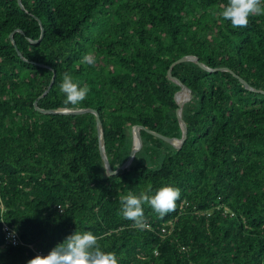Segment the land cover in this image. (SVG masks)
Here are the masks:
<instances>
[{"label": "trees", "instance_id": "16d2710c", "mask_svg": "<svg viewBox=\"0 0 264 264\" xmlns=\"http://www.w3.org/2000/svg\"><path fill=\"white\" fill-rule=\"evenodd\" d=\"M21 1L0 0V264L46 256L75 231L92 232L118 264H264V93L235 75L264 89V15L233 28L219 16L227 0ZM191 54L233 72L172 66L191 89L187 137L175 146L147 128L181 137V86L168 70ZM65 73L90 89L79 105L64 104ZM36 100L97 109L113 169L136 124L142 146L108 174L96 115L43 113ZM149 186L180 198L162 218L144 204L139 229L120 215V197Z\"/></svg>", "mask_w": 264, "mask_h": 264}, {"label": "clouds", "instance_id": "9594fccd", "mask_svg": "<svg viewBox=\"0 0 264 264\" xmlns=\"http://www.w3.org/2000/svg\"><path fill=\"white\" fill-rule=\"evenodd\" d=\"M252 15H264L262 0H227L223 10L219 12V16L230 21L233 28H246ZM82 62L92 65L95 63L94 56L88 53L83 56ZM59 90L65 96L64 104L72 106L84 101L90 91L87 86L81 87L74 82L68 73L63 75ZM149 192L151 186L138 196L129 191L127 195L120 197V215L133 221L134 227L139 229L146 226L144 204H148L162 218L175 211V202L180 198V190L172 186H163L154 195H149ZM26 264H118V260L115 253L101 249L98 238L92 232L75 231L53 247L46 256L37 254L27 260Z\"/></svg>", "mask_w": 264, "mask_h": 264}, {"label": "water", "instance_id": "95a60500", "mask_svg": "<svg viewBox=\"0 0 264 264\" xmlns=\"http://www.w3.org/2000/svg\"><path fill=\"white\" fill-rule=\"evenodd\" d=\"M19 3L21 4L22 7H24L23 3L21 0H19ZM41 23V22H40ZM43 33H44V27L42 26V34L40 36V39L42 38L43 36ZM38 39V40H40ZM12 41L13 43L16 45V41L14 40V38H12ZM32 41H36V40H32ZM17 47V46H16ZM17 51L20 55H22L21 51L18 49L17 47ZM23 56V55H22ZM187 60H193V61H196L200 66L206 68V69H209V70H215V69H221V70H229V71H232L230 68L228 67H218V68H212L208 65H206L205 63H203L202 61L199 60V57L197 55H185V56H182L180 57L179 59L175 60L172 64H171V67L169 68L168 70V77L175 81L176 83H178L180 86H181V89L176 93V98H177V101H178V104H179V107L177 109V116H178V119H179V122H180V126H181V130H182V135L180 138H174V137H171V136H168V135H165L159 131H156V130H153V129H150V128H147V131L151 132L152 134L172 143L173 145L175 146H181L186 137H187V126H186V123L185 121L183 120V107H184V104L190 99L191 97V89L181 80L179 79L178 77L174 76L172 74V66L176 63H179V62H182V61H187ZM233 72V71H232ZM237 77H239V79L241 80L242 83H244V85L249 88V89H252V90H257V91H261L264 93V89H256L254 87H252L244 78L240 77L239 75L235 74ZM54 79H55V74L51 80V83L49 84L48 88L44 91L43 94L40 95L39 98H42L44 97L48 91L50 90V88L52 87V84L54 82ZM181 91H186L188 92V97L185 101H180L178 99V93L181 92ZM35 107L36 109H38L39 111L43 112V113H65V114H81V113H85V112H93L95 115H96V125H97V130H98V138H99V147H100V151H101V155L103 157V160H104V164H105V168L107 170V173L108 174H115L117 173L121 168H124L126 166H128L136 152L140 149V147L142 146V139H141V136H140V133H139V129L140 128H145L144 125H141V124H136L132 127V132H133V147H132V150L130 152V155L129 157L127 158V160L120 166L118 167L117 169H113L111 167V164H110V161H109V157L107 155V152H106V148H105V137H104V126H103V122H102V119H101V116H100V113L97 109L95 108H92V107H77V108H59V109H55V108H42L38 105V100L35 101Z\"/></svg>", "mask_w": 264, "mask_h": 264}, {"label": "built area", "instance_id": "2783aa9c", "mask_svg": "<svg viewBox=\"0 0 264 264\" xmlns=\"http://www.w3.org/2000/svg\"><path fill=\"white\" fill-rule=\"evenodd\" d=\"M17 234L15 233V231L8 229L6 231V236H5V240L6 242H13V243H17L18 239H17Z\"/></svg>", "mask_w": 264, "mask_h": 264}, {"label": "bare ground", "instance_id": "6f19581e", "mask_svg": "<svg viewBox=\"0 0 264 264\" xmlns=\"http://www.w3.org/2000/svg\"><path fill=\"white\" fill-rule=\"evenodd\" d=\"M187 97H188V92L183 91V92H182V95H181L180 98H179V100H180V101H185V100L187 99Z\"/></svg>", "mask_w": 264, "mask_h": 264}]
</instances>
